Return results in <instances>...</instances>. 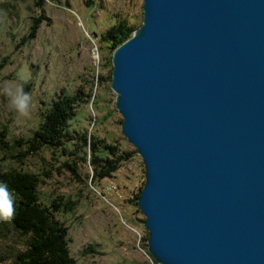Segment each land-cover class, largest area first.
<instances>
[{
  "label": "water",
  "instance_id": "obj_1",
  "mask_svg": "<svg viewBox=\"0 0 264 264\" xmlns=\"http://www.w3.org/2000/svg\"><path fill=\"white\" fill-rule=\"evenodd\" d=\"M159 264H264V0H142L111 55Z\"/></svg>",
  "mask_w": 264,
  "mask_h": 264
},
{
  "label": "rangeland",
  "instance_id": "obj_2",
  "mask_svg": "<svg viewBox=\"0 0 264 264\" xmlns=\"http://www.w3.org/2000/svg\"><path fill=\"white\" fill-rule=\"evenodd\" d=\"M40 14L44 18L35 37L25 40ZM121 19L138 27L142 0H44L41 8L30 0H0V85L21 83L30 97L21 115L0 94V132L5 139H28L51 99L62 91L83 89L91 97L77 106L70 128L132 153L110 177L95 179L89 156L79 160L75 173L62 166L65 159L56 148L44 147L23 159L16 155L23 148H0V171L15 168L41 179L39 198L57 205L56 218L67 227L70 254L79 264H159L148 251L149 232L137 205L144 164L121 131L122 116L107 78L114 49L102 35ZM25 242L23 233L0 219V264H11Z\"/></svg>",
  "mask_w": 264,
  "mask_h": 264
},
{
  "label": "trees",
  "instance_id": "obj_3",
  "mask_svg": "<svg viewBox=\"0 0 264 264\" xmlns=\"http://www.w3.org/2000/svg\"><path fill=\"white\" fill-rule=\"evenodd\" d=\"M30 1L36 8H41L44 4V0ZM43 18L44 15L40 14L32 20L27 35L23 37L25 40L35 37L37 25ZM136 27L123 19L117 20L105 30L102 37L109 42V48L114 49L130 37ZM110 77L109 72L107 78ZM98 78L102 79V76H97ZM90 97L91 92H84L83 89H77L72 94L60 92V95L51 99L41 122L28 139L24 141L22 138L13 139L9 143L2 131L0 148L9 150L23 148L22 151L19 150L20 153L17 151L19 159L36 155L44 147L56 148L65 159L62 166L75 173L79 160L85 161L89 156L93 177L95 179L110 177L132 153L126 150L119 151L113 144H103V140L90 138L85 133L79 134L70 128L69 120L74 116L77 106L88 101ZM72 155L76 160L71 158ZM66 157L71 160H67ZM40 181L38 176L25 170L7 168L0 171V183L7 186L13 200L12 217L6 221L26 236L25 248L17 252L11 264H79L70 254L67 227L56 218L57 205H46L39 198L37 186ZM72 205L73 202L67 206Z\"/></svg>",
  "mask_w": 264,
  "mask_h": 264
},
{
  "label": "clouds",
  "instance_id": "obj_4",
  "mask_svg": "<svg viewBox=\"0 0 264 264\" xmlns=\"http://www.w3.org/2000/svg\"><path fill=\"white\" fill-rule=\"evenodd\" d=\"M20 80H25V77H20ZM0 94L6 99L9 107L23 115L28 108L30 97L27 92L23 90L21 83L7 82L0 85ZM13 213V200L9 194L7 186L0 183V219L10 220Z\"/></svg>",
  "mask_w": 264,
  "mask_h": 264
}]
</instances>
